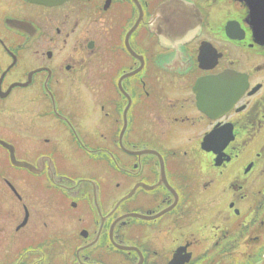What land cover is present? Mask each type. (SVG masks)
<instances>
[{"label": "flooded vegetation", "instance_id": "flooded-vegetation-1", "mask_svg": "<svg viewBox=\"0 0 264 264\" xmlns=\"http://www.w3.org/2000/svg\"><path fill=\"white\" fill-rule=\"evenodd\" d=\"M264 0H0V264H260Z\"/></svg>", "mask_w": 264, "mask_h": 264}, {"label": "water", "instance_id": "water-1", "mask_svg": "<svg viewBox=\"0 0 264 264\" xmlns=\"http://www.w3.org/2000/svg\"><path fill=\"white\" fill-rule=\"evenodd\" d=\"M260 264H264V258H263V260H262V262Z\"/></svg>", "mask_w": 264, "mask_h": 264}]
</instances>
